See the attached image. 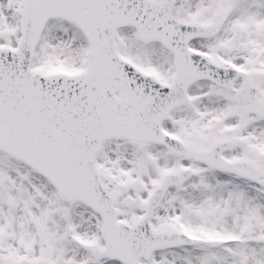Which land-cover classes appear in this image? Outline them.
<instances>
[{"label": "snow or ice", "instance_id": "obj_1", "mask_svg": "<svg viewBox=\"0 0 264 264\" xmlns=\"http://www.w3.org/2000/svg\"><path fill=\"white\" fill-rule=\"evenodd\" d=\"M0 264H264V0H0Z\"/></svg>", "mask_w": 264, "mask_h": 264}]
</instances>
